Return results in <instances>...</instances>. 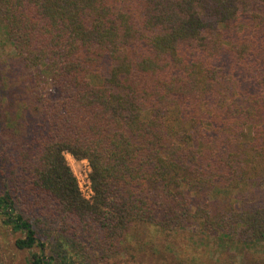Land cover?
Masks as SVG:
<instances>
[{
	"label": "trees",
	"instance_id": "16d2710c",
	"mask_svg": "<svg viewBox=\"0 0 264 264\" xmlns=\"http://www.w3.org/2000/svg\"><path fill=\"white\" fill-rule=\"evenodd\" d=\"M0 11L22 68L50 80L0 109V264H186L139 256L141 226H194L217 264H264V0ZM65 153L87 161L90 199Z\"/></svg>",
	"mask_w": 264,
	"mask_h": 264
},
{
	"label": "rangeland",
	"instance_id": "374dc122",
	"mask_svg": "<svg viewBox=\"0 0 264 264\" xmlns=\"http://www.w3.org/2000/svg\"><path fill=\"white\" fill-rule=\"evenodd\" d=\"M4 30L0 18V98L2 99L0 109L6 110L11 106H16L18 111H21L23 104L31 103L34 94L46 92L50 86V80L46 74H40L38 70L27 71L22 68V64ZM37 83L38 85H36ZM65 158L76 181L82 180L85 171L89 169L87 161H76L68 153H65ZM130 241L139 256L140 253H143L144 256L148 257V253H153L154 258H159L157 255L159 253L160 257L164 255L168 258L163 253L166 252L170 255L169 257L183 259L186 264H217V257L223 253L217 240L212 236L207 237L200 233L194 226L170 234L160 232L152 226H141L137 228V234L130 237ZM142 245L143 251L139 252ZM228 251L233 252L232 249H228ZM43 254L50 256L54 253L50 249H46Z\"/></svg>",
	"mask_w": 264,
	"mask_h": 264
},
{
	"label": "built area",
	"instance_id": "2783aa9c",
	"mask_svg": "<svg viewBox=\"0 0 264 264\" xmlns=\"http://www.w3.org/2000/svg\"><path fill=\"white\" fill-rule=\"evenodd\" d=\"M86 171L84 175L82 176V180L80 181L77 180V185H78V189L82 197H84L85 199H90L93 195V190H92L91 182L89 179V169Z\"/></svg>",
	"mask_w": 264,
	"mask_h": 264
}]
</instances>
